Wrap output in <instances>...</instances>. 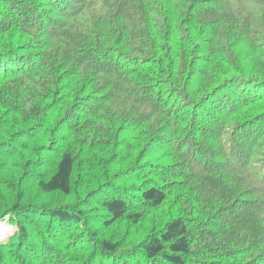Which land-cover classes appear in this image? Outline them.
I'll return each mask as SVG.
<instances>
[{
  "label": "trees",
  "instance_id": "1",
  "mask_svg": "<svg viewBox=\"0 0 264 264\" xmlns=\"http://www.w3.org/2000/svg\"><path fill=\"white\" fill-rule=\"evenodd\" d=\"M5 220L0 264H264V0H0Z\"/></svg>",
  "mask_w": 264,
  "mask_h": 264
},
{
  "label": "rangeland",
  "instance_id": "2",
  "mask_svg": "<svg viewBox=\"0 0 264 264\" xmlns=\"http://www.w3.org/2000/svg\"><path fill=\"white\" fill-rule=\"evenodd\" d=\"M81 25L84 26L85 23H82ZM3 222H4V225L9 228V234L7 236L5 235V237H0V241L3 240V239L5 240L6 238H9L10 236H12L16 232V227L8 226L7 221H3Z\"/></svg>",
  "mask_w": 264,
  "mask_h": 264
},
{
  "label": "bare ground",
  "instance_id": "3",
  "mask_svg": "<svg viewBox=\"0 0 264 264\" xmlns=\"http://www.w3.org/2000/svg\"><path fill=\"white\" fill-rule=\"evenodd\" d=\"M9 228L5 226L4 224L0 223V233L8 232Z\"/></svg>",
  "mask_w": 264,
  "mask_h": 264
},
{
  "label": "clouds",
  "instance_id": "4",
  "mask_svg": "<svg viewBox=\"0 0 264 264\" xmlns=\"http://www.w3.org/2000/svg\"><path fill=\"white\" fill-rule=\"evenodd\" d=\"M5 221H7V220H5ZM0 223L1 224H4V222L3 221H0ZM8 223V222H7ZM8 226H10V227H14V226H12V225H10L9 223H8ZM9 234V231L8 232H4V233H0V237H5V235L7 236ZM4 240V239H3ZM3 240H1V241H3Z\"/></svg>",
  "mask_w": 264,
  "mask_h": 264
}]
</instances>
